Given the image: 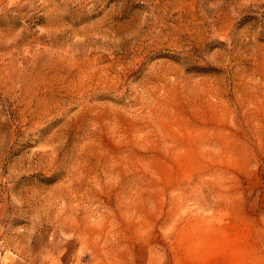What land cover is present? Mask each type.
<instances>
[{
	"label": "rangeland",
	"instance_id": "rangeland-1",
	"mask_svg": "<svg viewBox=\"0 0 264 264\" xmlns=\"http://www.w3.org/2000/svg\"><path fill=\"white\" fill-rule=\"evenodd\" d=\"M264 264V0H0V264Z\"/></svg>",
	"mask_w": 264,
	"mask_h": 264
},
{
	"label": "crops",
	"instance_id": "crops-1",
	"mask_svg": "<svg viewBox=\"0 0 264 264\" xmlns=\"http://www.w3.org/2000/svg\"><path fill=\"white\" fill-rule=\"evenodd\" d=\"M34 264H46L45 262L41 263L40 259H36V261L34 262ZM96 264H132V255L128 256V260L125 263H121V261L112 259L107 261V263H96Z\"/></svg>",
	"mask_w": 264,
	"mask_h": 264
}]
</instances>
